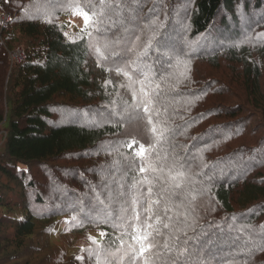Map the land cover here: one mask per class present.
Here are the masks:
<instances>
[{
    "label": "trees",
    "instance_id": "1",
    "mask_svg": "<svg viewBox=\"0 0 264 264\" xmlns=\"http://www.w3.org/2000/svg\"><path fill=\"white\" fill-rule=\"evenodd\" d=\"M105 2L100 11V0H77L97 13L85 32L66 20L70 0H0L10 13L0 23V264H118L135 243L132 199L149 186L160 201L151 219L147 203L136 209L153 225L145 255L155 264H195L196 254L204 264H264V0ZM18 47L25 58L12 60ZM206 58L241 68L232 85L198 79ZM125 65L131 81L116 71ZM145 75L159 142L134 107ZM133 139L145 157L127 147ZM149 163L155 171H139ZM189 191L202 193L188 209L204 226L196 233L177 215ZM79 236L87 244L71 253L53 241Z\"/></svg>",
    "mask_w": 264,
    "mask_h": 264
},
{
    "label": "snow or ice",
    "instance_id": "2",
    "mask_svg": "<svg viewBox=\"0 0 264 264\" xmlns=\"http://www.w3.org/2000/svg\"><path fill=\"white\" fill-rule=\"evenodd\" d=\"M64 5L62 4L61 7H63ZM69 7L72 8L74 14H78L80 16L83 17L84 19V23H85V29L84 31H87V27L89 26V24L91 23V17L93 15H97L96 12H89L88 10H85V6L83 4L77 3V0H70L69 3ZM94 6L89 3L87 4V8L91 9ZM112 7L111 4H107L105 2V0H100V11H103L104 8H110ZM153 23H156V21H153ZM67 35V34H65ZM137 39H139V37H137ZM253 38L249 37L248 40L249 42H251ZM89 46L92 47L95 51V53L101 57L104 58V51L102 50L101 46H99L95 41H90L89 42ZM151 46V42H149V45H147L146 47H150ZM236 45H233V47H235ZM104 48H107V44L104 45ZM131 63H135V61L131 62ZM187 70V69H186ZM116 71L118 73H122L126 78H128L131 81V75L129 70H127V65H125L124 68H120L117 67ZM148 80V76L145 75L144 79L139 81L140 84V89L139 92H137L135 89H133V98L136 99L139 96V99L137 100L136 104L134 105L135 108H142L143 112L147 114V123L149 125H153V116H152V112H153V105L157 102L156 98H153L149 92L145 89V81ZM131 86V85H130ZM156 88L159 89V85H156ZM167 111V109H165V112ZM139 115V114H138ZM156 115L159 116V111L156 112ZM151 133H153L154 138L156 139L157 142H159V139L162 138L163 136V132L156 128L154 125L150 128ZM138 144V150L135 152L136 156H139L141 158L145 157V153H146V147L144 144H139L138 141H136L135 139L131 140L128 142L127 147L129 149H131L134 145ZM149 149L153 148L154 145H148L147 146ZM140 172H146V171H155V169L152 168V164L149 163L146 167H140L139 169ZM184 173H177V176H172L171 179L173 181H175L177 179L178 176H183ZM140 183H149L150 182L147 180V178L145 177ZM206 183L211 184L213 183V177H208ZM177 187L179 185H176ZM199 194H202L199 191H189L187 193L184 194V200L185 203H182L181 205H179L178 207H183L185 209L184 213L180 214L177 213V215H183L184 219L181 222L183 224V227L193 231V233H196V231L198 229L203 228V225H200L196 218L194 216H192L191 212L188 210L190 206L194 205V202L197 200V196ZM152 195V189L151 186H149L148 189V193L146 195L141 194V197H133L132 199V207H131V216H128L125 219V223L127 224L128 228H131V239L135 242L134 244L128 245L127 249L124 250L122 255L117 256V261L118 264H123L125 258L127 257L128 261L130 262L133 257H144V264H155V260H150L145 254L149 253L150 250H154L156 245L152 242V238L154 235V230H153V225L151 223H148V220H145L142 218V215L139 211H137L136 209V205L138 203L141 202V200L144 203L148 204V207L143 208V212L145 214H147L148 219H151L152 216V206L154 204H159L160 201H152L150 199ZM141 207H143V204H141ZM124 212L129 211L128 209H124ZM212 211H215V208H212ZM171 219V218H169ZM132 221V223H127V221ZM160 217L156 216V221L159 222ZM210 226V225H209ZM165 228H168L169 225L165 224L164 225ZM178 231H183V229L178 228ZM183 234L185 235V237H187V232H183ZM101 235H104V233H101ZM179 237H177L178 239ZM192 239L195 238V235L193 237H191ZM93 239V242L95 243L94 238H90ZM123 243V241H122ZM172 247L173 246H169V244L166 242L164 245V248L167 251H172ZM91 251V250H89ZM119 251V250H117ZM188 249H180L178 252V255H181L185 252H187ZM109 255L112 256H116V253H110ZM78 259H82L79 258ZM195 264H204V259L203 257H201L199 254H196L195 256Z\"/></svg>",
    "mask_w": 264,
    "mask_h": 264
},
{
    "label": "rangeland",
    "instance_id": "3",
    "mask_svg": "<svg viewBox=\"0 0 264 264\" xmlns=\"http://www.w3.org/2000/svg\"><path fill=\"white\" fill-rule=\"evenodd\" d=\"M0 14H10L9 12H0ZM67 21H70L71 26L74 28V26L78 29L82 28L84 26V19L82 16L78 14H74L71 16L66 17ZM19 50L24 51L22 47H18L15 49V51L12 53V60H22L19 55H16V52ZM217 62V61H216ZM196 69V74L199 80L204 81V80H209V79H214L217 80L220 83L225 82L228 80L229 85H232V78L235 76V73H233V69H237L239 71L241 68L237 66L236 64H230L226 62L224 59H218V64L214 66V64H211L209 62V59H205L204 61H200L195 65ZM226 85L230 87L227 83ZM229 91V90H228ZM226 92V94L222 95V93H217L216 95L212 96L211 99L208 102V105H214L215 103L219 105L221 100L224 97V100L227 101L226 95L229 92ZM213 92V91H211ZM210 92V93H211ZM2 128V127H1ZM3 139H2V134L0 131V150L3 145ZM101 231H92L90 232L91 237H96V239H100L102 237ZM86 237H71L68 238L67 240H63L61 237H56L54 238V243L59 244V245H64L66 246L67 250L69 253L73 252L75 247L79 246H84L87 244L86 242Z\"/></svg>",
    "mask_w": 264,
    "mask_h": 264
},
{
    "label": "built area",
    "instance_id": "4",
    "mask_svg": "<svg viewBox=\"0 0 264 264\" xmlns=\"http://www.w3.org/2000/svg\"><path fill=\"white\" fill-rule=\"evenodd\" d=\"M10 19V14H0V23L4 24L6 21ZM16 55H19L22 59L25 57L24 51L19 50L16 52Z\"/></svg>",
    "mask_w": 264,
    "mask_h": 264
},
{
    "label": "clouds",
    "instance_id": "5",
    "mask_svg": "<svg viewBox=\"0 0 264 264\" xmlns=\"http://www.w3.org/2000/svg\"><path fill=\"white\" fill-rule=\"evenodd\" d=\"M24 54H25V53H24ZM24 58H25V57H24ZM24 58H23V59H24Z\"/></svg>",
    "mask_w": 264,
    "mask_h": 264
}]
</instances>
